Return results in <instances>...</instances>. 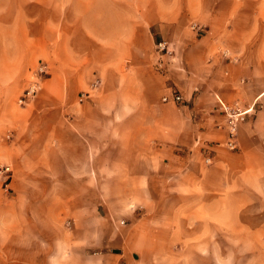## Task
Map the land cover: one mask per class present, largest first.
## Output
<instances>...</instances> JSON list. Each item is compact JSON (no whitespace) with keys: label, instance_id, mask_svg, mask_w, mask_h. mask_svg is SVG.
<instances>
[{"label":"crops","instance_id":"1","mask_svg":"<svg viewBox=\"0 0 264 264\" xmlns=\"http://www.w3.org/2000/svg\"><path fill=\"white\" fill-rule=\"evenodd\" d=\"M227 19L205 0H0V264H137L242 227L264 199V32ZM216 96L254 108L236 150Z\"/></svg>","mask_w":264,"mask_h":264},{"label":"rangeland","instance_id":"2","mask_svg":"<svg viewBox=\"0 0 264 264\" xmlns=\"http://www.w3.org/2000/svg\"><path fill=\"white\" fill-rule=\"evenodd\" d=\"M205 2L208 5L218 4L221 13L227 15L225 23L223 20L219 21V27L222 29L228 26V29L233 27L242 32H264V0H205ZM193 25L197 27L193 28ZM190 29L198 35H203L209 30L206 25L202 26L194 21L191 22ZM222 54L231 57L228 49H223ZM36 69L33 71L31 82L36 79ZM20 94L21 92L17 95L18 104ZM215 109L217 111L216 106ZM254 203L244 209L240 229L222 232L220 236L213 238L210 244L208 241L195 240L194 246L151 247L138 259L137 264H264V199ZM120 220L122 226L134 222L127 216Z\"/></svg>","mask_w":264,"mask_h":264},{"label":"built area","instance_id":"3","mask_svg":"<svg viewBox=\"0 0 264 264\" xmlns=\"http://www.w3.org/2000/svg\"><path fill=\"white\" fill-rule=\"evenodd\" d=\"M197 25H193V28H196ZM157 51L161 54H171L172 50L169 43L165 40L158 41L156 44ZM227 53V52H226ZM48 66L47 64H40L35 71L34 79L22 92L19 103L26 104L31 99L35 98L38 92L41 89V83L45 79L48 74ZM100 85V81L97 80L92 89L98 88ZM90 92H83L82 98L88 97ZM164 102L173 101L175 103H184V97L180 92H175L171 97L164 96ZM217 111L225 116L226 119V129H227V139L224 142V146L230 150L238 149V130L239 126L247 120V117L253 112V107L250 108H242L237 104H229L224 101L220 96H217ZM221 143H212L208 144L203 149L204 161L207 165L214 163V151L215 147L220 145ZM13 178V167L9 164H0V184L6 190L9 191L10 183Z\"/></svg>","mask_w":264,"mask_h":264}]
</instances>
